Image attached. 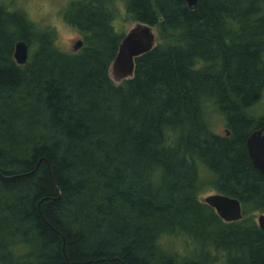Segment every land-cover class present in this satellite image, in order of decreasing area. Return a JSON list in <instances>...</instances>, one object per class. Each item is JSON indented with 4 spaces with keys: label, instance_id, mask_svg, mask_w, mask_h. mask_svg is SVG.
Here are the masks:
<instances>
[{
    "label": "trees",
    "instance_id": "obj_1",
    "mask_svg": "<svg viewBox=\"0 0 264 264\" xmlns=\"http://www.w3.org/2000/svg\"><path fill=\"white\" fill-rule=\"evenodd\" d=\"M117 2L72 4L74 53L0 1V264H264V177L247 147L264 124V0H123L159 38L121 84ZM210 190L243 219L224 222Z\"/></svg>",
    "mask_w": 264,
    "mask_h": 264
},
{
    "label": "water",
    "instance_id": "obj_2",
    "mask_svg": "<svg viewBox=\"0 0 264 264\" xmlns=\"http://www.w3.org/2000/svg\"><path fill=\"white\" fill-rule=\"evenodd\" d=\"M191 11L198 8L200 0H183ZM157 46V35L155 28L136 24L126 35L121 43L119 52L112 64L110 73L116 84L135 77L136 60L152 52ZM84 47V41L76 42L73 52L77 53ZM30 57V49L26 42L20 41L16 45L15 60L24 66ZM249 156L254 168L264 177V124L263 127L254 132L247 143ZM215 210L219 217L226 223H235L243 219V209L240 201L222 194L207 197L203 201ZM258 225L264 231V214L260 215Z\"/></svg>",
    "mask_w": 264,
    "mask_h": 264
},
{
    "label": "rangeland",
    "instance_id": "obj_3",
    "mask_svg": "<svg viewBox=\"0 0 264 264\" xmlns=\"http://www.w3.org/2000/svg\"><path fill=\"white\" fill-rule=\"evenodd\" d=\"M12 11H21L28 15V17L41 25L43 28L55 29L58 33L59 45L66 52H73L76 42L82 40L80 34L68 25L66 17L71 11V6L74 2L79 0H0ZM123 0L117 2V26L116 30L118 33L128 34L136 24L126 20L124 15V4ZM119 8V9H118ZM157 35V41L159 38V31L155 28ZM252 115L257 119L264 118V96L261 103L252 109ZM215 123V124H214ZM213 130L219 135L226 133V124L224 118L215 117L212 121ZM215 191H206L201 199L204 201L207 197L216 195ZM262 215V214H261ZM260 214L256 215L257 221L259 220Z\"/></svg>",
    "mask_w": 264,
    "mask_h": 264
},
{
    "label": "flooded vegetation",
    "instance_id": "obj_4",
    "mask_svg": "<svg viewBox=\"0 0 264 264\" xmlns=\"http://www.w3.org/2000/svg\"><path fill=\"white\" fill-rule=\"evenodd\" d=\"M226 132H228V131L226 130Z\"/></svg>",
    "mask_w": 264,
    "mask_h": 264
}]
</instances>
